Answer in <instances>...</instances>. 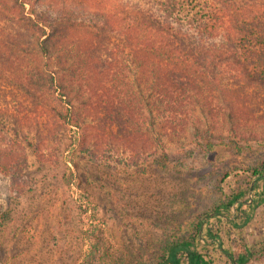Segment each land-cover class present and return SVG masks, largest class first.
Returning <instances> with one entry per match:
<instances>
[{"label":"trees","instance_id":"1","mask_svg":"<svg viewBox=\"0 0 264 264\" xmlns=\"http://www.w3.org/2000/svg\"><path fill=\"white\" fill-rule=\"evenodd\" d=\"M257 100L264 107V0H0V175L17 197L31 183L30 154L49 160L66 129L94 163L140 171L152 156L166 166L164 139L185 132L197 108L243 124L264 118ZM245 172L254 198L252 180L233 188L151 264L261 255L250 234L264 161ZM2 196L0 186V208ZM95 255L91 247L81 264Z\"/></svg>","mask_w":264,"mask_h":264},{"label":"rangeland","instance_id":"2","mask_svg":"<svg viewBox=\"0 0 264 264\" xmlns=\"http://www.w3.org/2000/svg\"><path fill=\"white\" fill-rule=\"evenodd\" d=\"M259 103L254 109L264 116ZM158 129L150 131L154 147ZM74 136L66 129L49 143V160L30 154L31 183L21 196L0 175V264H81L91 247L94 264H151L167 242L187 236L202 213L252 180L245 169L264 161V118L241 124L200 108L185 132L164 139L172 153L166 166L154 156L140 171L97 164L72 149ZM251 231V241L264 245L263 205ZM248 264H264V252Z\"/></svg>","mask_w":264,"mask_h":264},{"label":"water","instance_id":"3","mask_svg":"<svg viewBox=\"0 0 264 264\" xmlns=\"http://www.w3.org/2000/svg\"><path fill=\"white\" fill-rule=\"evenodd\" d=\"M255 181V180H254ZM254 181H253V183H252V185H254ZM253 190V187H251V189H250V191H252ZM251 201V200H250Z\"/></svg>","mask_w":264,"mask_h":264}]
</instances>
